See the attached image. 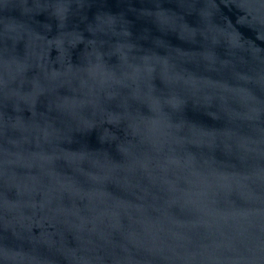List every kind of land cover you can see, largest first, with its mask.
Listing matches in <instances>:
<instances>
[{"label": "water", "instance_id": "1", "mask_svg": "<svg viewBox=\"0 0 264 264\" xmlns=\"http://www.w3.org/2000/svg\"><path fill=\"white\" fill-rule=\"evenodd\" d=\"M0 264H264V0H0Z\"/></svg>", "mask_w": 264, "mask_h": 264}]
</instances>
